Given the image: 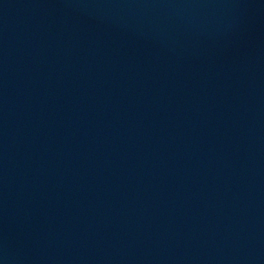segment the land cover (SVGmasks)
I'll return each mask as SVG.
<instances>
[{"label":"water","instance_id":"95a60500","mask_svg":"<svg viewBox=\"0 0 264 264\" xmlns=\"http://www.w3.org/2000/svg\"><path fill=\"white\" fill-rule=\"evenodd\" d=\"M0 264H264V68L107 0H0Z\"/></svg>","mask_w":264,"mask_h":264}]
</instances>
